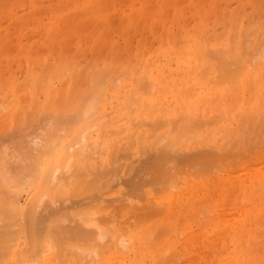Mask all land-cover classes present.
Here are the masks:
<instances>
[{
  "label": "rangeland",
  "instance_id": "1",
  "mask_svg": "<svg viewBox=\"0 0 264 264\" xmlns=\"http://www.w3.org/2000/svg\"><path fill=\"white\" fill-rule=\"evenodd\" d=\"M262 61L264 0H0V169L2 164L6 168V176L0 174V224H6L0 227L4 232L9 228V235L23 231L16 246L22 250L19 256L28 257L42 246L33 228L35 218L34 225L29 214L20 213L13 223L6 211L18 189L22 164L34 162L31 154L42 156L41 165L60 162L55 154L42 155V147L50 140L59 150L71 145L79 140V130L98 119V125L87 130L88 159L81 163L75 157L64 171L65 178L83 164L84 175L78 169L82 175L76 174L68 188L53 190L56 200L49 203L60 209L68 206L63 208L67 212L86 205L87 212L115 217L106 219L112 228L101 224L111 229L106 231L111 241H104L114 242L117 234L128 241L120 248L103 241L101 256L85 261L80 254L86 250L79 248L86 242L67 233L70 228V233L77 231L75 222L68 225L74 221L69 217V235H64L69 245L53 246L45 256L49 264H264ZM223 63L227 71L240 63L238 72L243 73L237 75L236 68L222 71ZM93 96L100 107L87 119L68 129V123L59 124L79 108L77 100ZM163 147L174 153L173 159L157 161L172 176L159 179L150 163L156 164L154 156ZM30 195L22 191L19 203L26 205ZM98 203L106 209L100 212ZM151 206L161 208L152 214ZM98 220L95 216L96 224Z\"/></svg>",
  "mask_w": 264,
  "mask_h": 264
},
{
  "label": "bare ground",
  "instance_id": "2",
  "mask_svg": "<svg viewBox=\"0 0 264 264\" xmlns=\"http://www.w3.org/2000/svg\"><path fill=\"white\" fill-rule=\"evenodd\" d=\"M258 47V46H257ZM174 52V51H173ZM176 54H177V52H176ZM231 56V55H230ZM225 57V56H224ZM226 58H227V55H226ZM230 59V58H229ZM233 59V58H232ZM185 60V59H184ZM224 60H226V59H224ZM234 60V59H233ZM237 60V59H236ZM187 61V60H186ZM230 61H231V59H230ZM229 61V62H230ZM255 61V60H254ZM178 62V61H177ZM189 62V61H188ZM225 62V61H224ZM238 63V61H234L233 63ZM240 62V61H239ZM249 62H251V61H249ZM257 62V61H256ZM262 62H264V61H262ZM262 62H258V63H262ZM226 63H228V62H226ZM225 63V64H226ZM232 63V62H231ZM230 63V64H231ZM232 63V64H233ZM178 64V63H177ZM250 64V63H249ZM254 64V63H253ZM257 64V63H256ZM255 64V65H256ZM179 65V64H178ZM223 65H224V63H223ZM244 65H246V64H244ZM228 66H229V64H228ZM228 66H227V69H228ZM234 67L233 68H236L235 70L233 69V68H229V70L227 71V70H225V65L224 66H222V67H224V70H222V71H225V72H230V69H233V71H236L238 74L237 75H239V74H241V73H243V72H238V71H240L241 69H242V65H240V63H239V65H237V64H234L233 65ZM235 66H238V67H235ZM248 66V65H247ZM246 67V66H245ZM252 67V66H251ZM256 67V66H255ZM244 69H246V68H244ZM244 69L242 70V71H244ZM249 69V68H248ZM258 69V68H257ZM247 70V69H246ZM246 70H245V72H246ZM233 71H231L232 73L231 74H233L234 72ZM248 71V70H247ZM236 72H235V74H236ZM244 72V73H245ZM158 73V72H157ZM225 74H227V73H225ZM230 73H228L227 75H229ZM230 74V75H231ZM248 74V73H247ZM160 75V74H159ZM158 75V76H159ZM248 75H250V74H248ZM143 76V75H142ZM142 78V77H141ZM153 78V77H152ZM245 78V77H244ZM163 79H165L164 77H163ZM249 79H250V77H249ZM162 80V79H161ZM247 80V79H246ZM163 81V80H162ZM243 81H245V80H243ZM259 81H260V79H259ZM144 82V81H143ZM159 82H160V80H159ZM150 83V82H149ZM163 83V82H162ZM156 85V84H155ZM161 86V85H160ZM181 86H183V85H181ZM185 86V85H184ZM165 89V88H164ZM133 90V89H132ZM163 90V89H162ZM164 91V90H163ZM137 92V91H136ZM152 92V91H151ZM102 93V92H101ZM31 95V94H30ZM87 95H89V94H87ZM91 95V94H90ZM42 96V95H41ZM41 96H39V97H41ZM44 96V95H43ZM83 96V95H82ZM84 97V96H83ZM94 97V96H93ZM92 97V98H93ZM133 97V96H132ZM139 98H140V95L138 96ZM80 98V97H79ZM85 98H86V96H85ZM95 98V97H94ZM138 98V99H139ZM81 99V98H80ZM100 99V98H99ZM103 99V98H102ZM137 99V100H138ZM43 100H45V99H43ZM77 101H79L78 103H80L79 104V108L76 110V108L78 107H75L74 108V110H76V111H74V110H72V111H74L72 114H71V116H70V113L71 112H69V114L67 113L66 115H69L68 117H65V119H67V120H65V119H63L62 120V122L64 123L65 121H67L66 123H64V124H62V123H60L58 120V122H59V124L60 125H62V127H65V124H67L66 125V127H67V129H68V127L72 124V125H76L77 123H80V121L81 120H85V119H87L91 114H93V112L94 111H96V106H99L100 107V105H96V102H97V98H95V99H90V98H88V99H84V100H82V101H80V100H77ZM101 101V100H100ZM136 101V100H135ZM40 102V101H39ZM137 102V101H136ZM128 103H129V101H128ZM130 103H131V101H130ZM139 104V103H138ZM4 105V104H3ZM74 106V105H73ZM99 107H98V109H99ZM137 107V106H136ZM145 109H147V108H145ZM46 110V109H45ZM61 110V109H60ZM68 110V109H67ZM42 111V110H41ZM49 111V110H48ZM56 111V110H55ZM63 111V110H62ZM66 111V110H65ZM67 112V111H66ZM131 112H132V110H131ZM164 112V111H163ZM46 113V112H45ZM48 113V112H47ZM56 113V112H55ZM161 113V112H160ZM159 113V114H160ZM28 114V113H27ZM53 114V113H52ZM57 114V113H56ZM43 115H44V113H43ZM49 115V114H48ZM65 115V116H66ZM142 115V114H141ZM162 115H163V113H162ZM46 116H47V114H46ZM159 116H161V114L159 115ZM158 116V117H159ZM169 116V115H168ZM41 117V116H40ZM43 117H45V116H43ZM62 116H60V118H61ZM142 117V116H141ZM50 118H52V117H50ZM57 118V117H56ZM55 118V119H56ZM53 119V118H52ZM168 119L170 120V117H168ZM98 120V119H97ZM96 120V121H97ZM141 119H139V121H140ZM153 120V119H152ZM201 120V119H200ZM95 121V122H96ZM142 121V120H141ZM155 120H153V122H154ZM158 121V120H157ZM195 121H196V119H195ZM199 121V120H198ZM52 122V121H51ZM82 122V121H81ZM94 122V123H95ZM111 122H113V121H111ZM152 122V121H151ZM167 122V121H166ZM194 122V121H193ZM201 123H202V121H200ZM199 122V123H200ZM56 123V122H55ZM93 122L91 123V124H89L88 126H87V129H86V127L83 129V130H79V131H81L80 133H78V134H80V138H79V140L78 141H75L73 144H68V145H66L65 147H63V148H61L60 150H59V148H54V147H52L53 145L51 144L52 143V141L50 140V142H48V141H46V145H42L43 147V149H38V150H36V151H39L40 150V152L42 153V155H43V153L44 154H47V156L48 155H53V154H55V158H54V160H61L60 162H55L54 160V162H55V164H50V163H48V164H46V165H41L40 164V162L43 160V159H41V155L39 154V153H37V156H41V157H38V158H36L35 156V154H34V156L31 154V155H29V151L30 150H32L34 147H31L29 150H26L25 151V153L23 152V154L26 156L27 154L29 155V156H32V159H29V160H34V162L33 163H30L29 162V164L27 163V165L25 166L24 164H22V166H24L23 168H22V173H20V174H22L21 175V179H19L18 177H16V178H18V180H20V182L17 180V182H19V183H17V182H14V183H17V188H15V186H14V189H17V191H16V193H11V196L12 195H14V197L13 198H11V197H9L10 199H12L11 200V202L7 205L8 207H6V203H8V201H6L5 202V205H3V206H5L6 208H7V210L6 211H9V215H10V219H12V221H13V223H15V221L16 220H14V219H17V217H15V216H18L20 213L21 214H25V215H27V214H29L30 215V218L32 219L31 220V223L32 224H34L33 222V219L35 218L36 219V221H37V224L33 227V228H36V230L35 231H38V237H39V241L38 240H36L35 242H37V243H40V244H42V246H40V245H38L37 246V248H35L36 250H34L33 251V253L29 256V255H27L28 257H25V258H23L22 256L20 257L19 255H20V253H21V251L22 250H20L19 252L16 250V246H17V243H18V241H19V237H18V234H23L22 232H20V231H16V230H13V234H10L9 235V233H11V231L9 232L8 231V229L9 228H7V226L9 225V224H13L9 219H8V221H10V223H8L7 224V226H6V228H7V232H8V234H7V232H4L3 230V228H1V227H3V226H5V224H6V222L5 223H3L4 225L3 226H1V224H0V229L4 232V234L6 233L7 235H8V237H5L4 238V236H3V234H1L0 233V235H2L3 236V240H1V243H0V264H49L51 261L48 259V258H46L45 259V256H46V254L50 251V250H52L53 249V246H61V247H63L64 246V244L66 243V244H68L67 242V238H66V236H64V235H66L67 233H69L71 236H74V238H76L75 236H79L78 238L79 239H81V238H83V240H85V242L86 243H84V244H81L80 245V248H79V250L80 249H84V253H82V254H80V255H82L81 256V258L82 257H86L85 259V261H87V258L88 257H90V259H92L91 257H94V256H96L97 254H101L100 252L103 250L102 248V245H103V243L104 242H106V245L108 244V240L109 241H111V239H107V237L109 236L108 234V232H110L111 231V229H103L101 226V224H103V225H105V223L107 222V221H111V220H113V221H115V217H113L112 219L111 218H105L106 217V215L105 216H102V215H104V214H100V215H98L97 214V212L96 213H94L93 214V212L94 211H92V212H87L86 211V209L84 208L85 206H78V207H80L79 209H77V208H73V212H71V211H69V212H67V211H63L64 209L63 208H65V206L62 208V209H60L57 205H54V206H52L50 203H49V201H55L54 200V198H53V196H51L52 194H53V190H55L57 187H60V186H67V185H70L71 186V184L74 182L73 180H75V178H76V176L80 173L81 174V171H83L85 168H83V164H81L82 166H80L81 168L79 169V166L76 168L75 166V169L76 170H72V172L74 173V174H71L72 172H69L70 174H68V176H66L65 178H64V171L67 169V168H69L70 166H69V164H70V162H71V160L73 159V158H81V163H82V161H83V159H88V158H85L86 157V155L84 156V154H86L87 152L85 151V148H88L89 149V147H88V144H90V143H84L85 142V140H87V136H88V133H87V130L89 129H91V126L94 128V126H96V125H98V122L96 123V124H94ZM139 123V122H138ZM142 123V122H141ZM156 123V122H155ZM170 123H171V121H170ZM198 123V122H197ZM198 123V124H199ZM1 124V123H0ZM46 124V123H45ZM115 124V123H114ZM143 124H145V123H143ZM142 124V125H143ZM154 123H152V125H153ZM189 125L190 124H193V123H188ZM194 124H195V122H194ZM64 125V126H63ZM187 125V124H186ZM185 125V126H186ZM54 126V125H53ZM139 126V125H138ZM59 127V126H58ZM61 127V128H62ZM90 127V128H89ZM97 128V127H96ZM101 128V127H100ZM138 128V127H137ZM117 129V128H116ZM187 129H190L189 127L187 128ZM56 130V129H55ZM107 130V129H106ZM64 131V130H63ZM66 131V130H65ZM72 131V130H71ZM110 131H112V130H110ZM12 132H14V131H12ZM58 132V131H57ZM89 132V131H88ZM117 132H118V130H117ZM185 132V131H184ZM52 133V132H51ZM55 133V132H54ZM64 133V132H63ZM113 133V132H112ZM168 133H170V132H168ZM167 133V134H168ZM182 133V132H181ZM14 134V133H13ZM70 133H68V135H69ZM115 134V133H114ZM113 134V135H114ZM147 134V133H146ZM166 134V135H167ZM185 134H186V132H185ZM17 135H19L18 133H17ZM49 135H50V133H49ZM48 134L46 135V136H49ZM53 135V134H52ZM107 135V134H106ZM141 135V134H140ZM145 135V134H144ZM169 135V134H168ZM182 135V134H181ZM10 136V135H9ZM16 136V135H15ZM65 136V135H64ZM109 136V135H108ZM146 136V135H145ZM147 136H149V135H147ZM186 136V135H185ZM184 136V137H185ZM90 137V136H89ZM169 137V136H168ZM15 138V137H14ZM60 138V137H59ZM146 138V137H145ZM144 138V139H145ZM148 138V137H147ZM104 139V138H103ZM143 139V140H144ZM166 139V138H165ZM168 139V138H167ZM175 139H177V138H175ZM182 139V138H181ZM188 139V138H187ZM15 140V139H14ZM20 140V139H19ZM57 140V139H56ZM108 140V139H107ZM169 140V139H168ZM40 141V140H39ZM38 141V142H39ZM99 141V140H98ZM101 141V140H100ZM173 141H175L174 139H173ZM15 142V141H14ZM19 142H21V141H19ZM118 142V140L115 142V144ZM161 142V141H160ZM165 142V141H164ZM169 142H172V140L171 141H169ZM16 143V142H15ZM18 143V142H17ZM22 143V142H21ZM25 143V142H24ZM32 143V142H31ZM43 143V142H42ZM119 143V142H118ZM122 143V142H121ZM124 143V142H123ZM166 143V142H165ZM168 143V142H167ZM173 143V142H172ZM34 144V143H33ZM92 144V143H91ZM160 144V143H159ZM80 146V147H82V148H80V150H78V151H75V152H72V153H70L71 152V148L72 147H75V146ZM99 145V144H98ZM97 145V146H98ZM120 145V144H119ZM175 145V144H174ZM25 146V145H24ZM32 146V145H31ZM97 146H95V147H97ZM112 147H113V145H111ZM124 146V145H123ZM145 146V145H144ZM161 146H162V144H161ZM165 146H166V144H165ZM169 146V145H168ZM28 147V146H27ZM121 145H120V150H121ZM170 147V146H169ZM188 147V146H187ZM29 148V147H28ZM27 148V149H28ZM160 148V147H159ZM163 148H167V147H163ZM161 149V150H159L160 152H158V154H156V156H154L155 157V161L154 162H156V164L155 163H153V161L151 162L152 163V165H151V163H150V168H151V171H152V174H153V176L155 175L156 176V178L158 177L159 178V176L160 175H162V177H163V175H164V178L167 176V178H168V175H169V177L170 176H172L170 173H168L169 171H168V169H166L165 167H164V164H163V167H162V164H160V163H158V158H160L161 160V162L162 161H166L167 159L169 160L173 155L171 154V152L169 151V149L167 150H165V149ZM17 149V148H16ZM99 149V148H98ZM200 149V148H199ZM203 149V148H202ZM87 150V149H86ZM171 150V149H170ZM183 150V149H182ZM206 150V148L204 147V150H203V152ZM211 150V149H210ZM262 150H264V149H262ZM0 151H2V150H0ZM21 151V150H20ZM101 151V150H100ZM214 150H212V154H214L215 153V151L213 152ZM33 152V151H32ZM35 152V151H34ZM91 152H92V150H91ZM96 152H98L97 150H96ZM95 151H94V153H96ZM117 152V151H116ZM122 152H123V150H122ZM201 152V151H200ZM31 153V152H30ZM90 152H88L87 153V155L89 154ZM93 153V152H92ZM91 153V154H92ZM120 153H121V151H120ZM173 153V152H172ZM178 153V152H177ZM204 153H206V152H204ZM174 154V153H173ZM183 154V153H182ZM186 154V153H185ZM207 154H209V149H208V152H207ZM94 155V154H93ZM121 155V154H120ZM176 155V154H175ZM175 155H174V158H176L175 157ZM201 155H203V153L201 154ZM205 155V154H204ZM2 156V155H1ZM28 156V157H29ZM177 156V155H176ZM180 156H182V155H180ZM210 156V155H209ZM34 157V158H33ZM90 157V156H89ZM96 157V156H95ZM94 157V158H95ZM157 157V158H156ZM185 157V156H184ZM204 157V156H203ZM179 158V157H178ZM206 158V157H205ZM1 159V158H0ZM45 159V158H44ZM119 159V158H118ZM154 159V158H153ZM171 159H173V157L171 158ZM170 159V160H171ZM183 159H185V158H183ZM28 160V159H27ZM90 160V159H89ZM89 160H87L86 162H90V164L89 165H91V161H89ZM94 160V159H93ZM96 160H97V158H96ZM52 161V162H53ZM159 161V162H160ZM3 162L5 163V161L3 160ZM74 162V161H73ZM149 162V161H148ZM167 162V161H166ZM165 162V163H166ZM23 163H24V161H23ZM26 163V162H25ZM79 163V162H78ZM96 163V162H95ZM88 164H86L87 165V167L86 168H88L89 166H88ZM157 164H160L159 166H157ZM2 165H4V164H2ZM2 165H1V169H0V174L1 175H4L6 172H5V169L6 168H4V166L2 167ZM5 165H6V163H5ZM73 165V164H72ZM77 165V164H76ZM93 165V164H92ZM110 165V164H109ZM113 165V164H112ZM196 165V164H195ZM16 166V165H15ZM17 166L19 167V170L21 169L20 168V166L21 165H18L17 164ZM21 166V167H22ZM103 166V165H102ZM104 166H106L105 164H104ZM114 166V165H113ZM9 167V166H8ZM17 167V168H18ZM110 167H111V165H110ZM149 167V166H148ZM147 167V168H148ZM162 167V168H161ZM90 168V167H89ZM98 168V167H97ZM101 168V167H100ZM103 168H105V167H103ZM81 170V169H83V170H81L80 172H78L79 170ZM91 170H93L92 169V167L90 168ZM99 169V168H98ZM107 169V168H106ZM112 169V168H111ZM115 169V168H114ZM89 169H87V171H88ZM105 170V169H104ZM117 170V169H116ZM148 170H149V168H148ZM167 170V171H166ZM170 170V169H169ZM10 171V170H9ZM99 171V170H98ZM101 171V170H100ZM109 171V170H108ZM112 171V170H111ZM164 171V172H163ZM78 172V173H77ZM92 172V171H91ZM95 172H97V171H95ZM101 172H103V171H101ZM114 172V171H113ZM116 172V171H115ZM7 173H9V172H7ZM83 173V175H84V173H85V170H84V172H82ZM112 173V172H111ZM164 173V174H163ZM261 173V172H260ZM12 174V173H11ZM77 174V175H76ZM151 174V175H152ZM262 174V173H261ZM8 175V174H7ZM19 175V174H18ZM82 175V174H81ZM80 175V176H81ZM95 175V174H94ZM93 175V176H94ZM100 175V173L98 172V174L96 175V176H98V177H100L99 176ZM103 175V174H102ZM166 175V176H165ZM239 175V174H238ZM237 175V177H239ZM244 175V174H243ZM258 175V174H257ZM260 175V174H259ZM258 175V176H259ZM4 176H6V175H4ZM9 176V175H8ZM12 176V175H11ZM17 176V175H16ZM20 176V175H19ZM150 176V175H149ZM242 176V175H241ZM261 176V175H260ZM259 176V177H260ZM262 176H264V175H262ZM78 177H79V175H78ZM95 177V176H94ZM103 177V176H102ZM152 177V176H151ZM176 177V176H175ZM228 177V176H227ZM227 177H225V179L227 178ZM230 177H231V175H230ZM233 177V176H232ZM6 178H8V177H6ZM62 178L64 179V180H62ZM74 178V179H73ZM91 178H93V177H91ZM161 178V177H160ZM159 178V179H160ZM241 178V177H240ZM244 178V177H243ZM77 179V178H76ZM85 179V178H84ZM94 179V178H93ZM99 179V178H98ZM150 179H154V178H150ZM224 179V180H225ZM235 179H236V177H235ZM242 179V178H241ZM241 179H239V180H241ZM246 179V178H245ZM249 178H247V180H248ZM258 179V178H257ZM262 179V178H261ZM4 180V179H3ZM92 180V179H91ZM91 180H90V182H91ZM95 180H96V177H95V179H94V182H95ZM250 180V179H249ZM248 180V181H249ZM1 181V180H0ZM5 181V180H4ZM152 181V180H151ZM166 181V180H165ZM237 181V180H236ZM85 182H88V180L87 181H85ZM143 182V181H142ZM147 182V181H146ZM149 182V181H148ZM163 182V181H162ZM172 182V181H171ZM223 182V181H222ZM221 182V183H222ZM243 182V181H242ZM245 182V181H244ZM247 182V181H246ZM257 181H255V183H256ZM1 183H2V181H1ZM151 183V182H150ZM155 183V182H154ZM248 183V182H247ZM247 183H245V184H247ZM260 183H261V180H260ZM87 184V183H86ZM89 184V183H88ZM95 184V183H94ZM94 184H92V185H94ZM101 184V183H100ZM110 184V183H109ZM136 184V183H135ZM140 184V183H139ZM149 184V183H148ZM223 184V183H222ZM230 183H228V185H229ZM235 184V183H234ZM242 184V183H241ZM245 184H242L243 186L245 185ZM16 185V184H15ZM142 184H140V186H141ZM221 185V184H220ZM21 186V187H20ZM69 186V187H70ZM89 186V185H88ZM137 186V185H136ZM223 186H224V184H223ZM232 186V185H231ZM5 186L3 185V188H4ZM77 187V186H76ZM86 187V190H87V186H85ZM89 187H92V186H89ZM109 187V186H108ZM217 187V186H216ZM67 188H68V186H67ZM83 187H80V189H82ZM107 188V187H106ZM11 189V188H10ZM13 189V188H12ZM90 189V188H89ZM111 189V188H110ZM75 190V189H74ZM83 190V189H82ZM85 190V189H84ZM102 189H100L99 191H101ZM139 190H140V187H139ZM22 191H30L31 192V195H30V199L28 200V202L26 203V205H21L20 203H19V199H20V193L22 192ZM81 191V190H80ZM106 191V190H105ZM224 191H226V190H224ZM223 191V192H224ZM81 192H83V191H81ZM101 193V192H100ZM136 192H134V194H135ZM79 194V193H78ZM85 194V193H84ZM9 195H10V193H9ZM98 195H100V194H98ZM136 195V194H135ZM134 195V196H135ZM23 196V195H22ZM21 196V197H22ZM63 196H65V195H63ZM87 196V195H86ZM129 196V195H128ZM192 196V195H191ZM61 197L62 196H60V199H61ZM81 197V196H80ZM88 197V196H87ZM91 197V196H90ZM138 197V196H137ZM23 198V197H22ZM47 198V199H46ZM120 198V197H119ZM124 198H126V197H124ZM130 198V197H129ZM144 198V197H143ZM178 198V197H177ZM74 199H76V198H74ZM73 199V200H74ZM174 199V198H173ZM9 200V199H8ZM67 200V199H66ZM70 200V199H69ZM68 200V201H69ZM91 200V199H90ZM92 200H93V195H92ZM96 200V199H95ZM97 200H98V198H97ZM102 200V199H101ZM120 200V199H119ZM144 200V199H143ZM142 200V201H143ZM61 201V200H60ZM63 201H64V199H63ZM62 201V202H63ZM72 201V200H71ZM86 201V200H85ZM57 202V201H56ZM74 202V201H73ZM73 202H71V203H73ZM79 202V201H78ZM84 202V201H83ZM95 202V201H94ZM105 202V201H104ZM147 202H148V200H147ZM174 202V201H173ZM2 203H3V201H2ZM59 203V202H58ZM75 203V202H74ZM82 203V201L80 202V204ZM86 203V202H85ZM88 203H91V202H88ZM145 203V202H144ZM170 203H171V201H170ZM25 204V203H24ZM53 204V203H52ZM84 204V203H83ZM87 204V203H86ZM152 204H154L153 202H151V205ZM173 204V203H172ZM67 205V204H66ZM74 205V204H73ZM77 205V204H76ZM74 206V207H77V206ZM90 205V204H89ZM91 205H93V204H91ZM96 205V204H95ZM98 206H100V208H101V211L100 212H102V210H105L106 209V207L104 208L103 207V205L101 206V205H99V203L97 204ZM96 205V206H97ZM111 205H113V204H111V203H106V206H110L111 207ZM40 206H42V207H40ZM57 206V207H56ZM61 206V205H60ZM97 206V208H99ZM123 206H126V205H123ZM154 206V205H153ZM156 206V205H155ZM154 206V207H155ZM257 206H258V204H257ZM40 207V208H39ZM44 207V209H43V212H40L41 210H42V208ZM71 207V206H70ZM73 207V206H72ZM90 207V206H89ZM153 207V208H154ZM159 206H157L156 208V210L157 211H159L158 209H160L161 207H159ZM88 208V207H87ZM95 208V207H94ZM97 208H95V210L97 209ZM100 208H99V210H100ZM152 208V206H151V209H150V211L152 212V214H155L157 211H155V209H153ZM171 208V207H170ZM5 209V208H4ZM65 209H69L68 208V206L65 208ZM72 208H70V210H71ZM110 209V208H109ZM257 209H258V207H257ZM0 210H2V208L0 209ZM88 210H89V208H88ZM91 210H93V209H91ZM91 210H89V211H91ZM98 210V209H97ZM154 211V212H153ZM260 211V210H259ZM258 211V212H259ZM4 212H5V210H4ZM3 212V213H4ZM23 212V213H22ZM7 213V212H6ZM99 213V212H98ZM147 213V212H146ZM145 213V214H146ZM149 213V212H148ZM160 213V212H159ZM5 214V213H4ZM18 214V215H17ZM96 214V215H95ZM42 215L45 217L44 219H45V221H42V220H44V219H41V217H42ZM96 216V220H98L97 218H99L100 216L101 217H103V218H99V220H98V225L96 224V222L94 221V219H95V216ZM97 215H98V217H97ZM114 215V214H113ZM149 215H151V213H149ZM7 216H8V213H7ZM146 217H147V215H145ZM153 216V215H152ZM151 216V217H152ZM9 217V216H8ZM20 217V216H19ZM69 217H73L74 218V221H70L69 222V220L71 219V218H69ZM7 218V217H6ZM29 218V217H28ZM69 218V219H68ZM72 218V219H73ZM145 218V217H144ZM106 219H107V221H106ZM19 220V219H18ZM67 221L70 223H68V225H71V224H73L74 222V224H75V226L77 227V231L75 232V230H74V232L75 233H70V232H68L69 230H71V228L67 231V228L68 227H66V225H67ZM29 222V221H28ZM27 222V223H28ZM43 222H46V224L43 226ZM73 222V223H72ZM105 222V223H104ZM26 223V222H25ZM26 223V224H27ZM99 223H100V225H99ZM31 224V225H32ZM40 224H42L41 225V227L39 226ZM108 224V225H107ZM107 224L104 226L105 228H107L106 226H108L109 228L111 227L112 228V226H110V223H108L107 222ZM112 224V223H111ZM9 226H11V225H9ZM8 226V227H9ZM13 226V225H12ZM11 226V227H12ZM15 226V225H14ZM33 226V225H32ZM31 226V227H32ZM24 227V226H23ZM22 227V228H23ZM88 227H90L89 229H88ZM113 227L114 228H118V226H115L114 225V223H113ZM164 227V226H163ZM163 227H162V230H163ZM168 226H166L165 228H167ZM21 228V227H20ZM169 228H171V227H169ZM11 229H13V227L11 228ZM10 230V229H9ZM33 230V229H32ZM119 230V229H118ZM165 230V229H164ZM163 230V231H164ZM167 230V229H166ZM15 231V232H14ZM66 231H67V233H66ZM73 230H71V232H72ZM106 231H108V232H106ZM113 231V230H112ZM161 231V230H160ZM1 232V231H0ZM162 232V231H161ZM160 232V233H161ZM112 233H114V232H111L110 234H112ZM159 233V234H160ZM34 234V233H33ZM69 234H67V235H69ZM164 234V233H163ZM162 234V235H163ZM37 235V234H36ZM119 234H117V236L115 235V238H113L115 241L114 242H109V244L110 243H112V244H110L112 247H113V243L115 244V245H118L119 246V248H120V246H124L125 245V243H127V239H124V236L125 235H123V236H121V234L118 236ZM162 235H160V236H162ZM165 235V234H164ZM22 236V235H21ZM17 237V238H16ZM68 237V236H67ZM111 237V236H110ZM110 237H108V238H110ZM163 237V236H162ZM1 238V237H0ZM36 238V237H35ZM34 238V239H35ZM68 238H70V237H68ZM73 238V237H72ZM71 238V239H72ZM74 238H73V241H72V243L74 242ZM78 238H76V239H78ZM104 239L106 240L107 239V241H104ZM82 240V239H81ZM67 241V242H66ZM104 241V242H103ZM71 242V241H70ZM43 243H45V244H43ZM71 243V244H72ZM35 244V243H34ZM109 244H108V247H111V246H109ZM37 245V244H36ZM69 245V244H68ZM35 246V245H34ZM60 247V248H61ZM66 247V246H65ZM69 248V247H68ZM70 248H71V246H70ZM73 249H74V247H72ZM76 248V247H75ZM122 248V247H121ZM111 249V248H110ZM241 249V248H240ZM66 250V249H65ZM79 250L77 249V251L79 252ZM122 250V249H121ZM72 252H73V250H71ZM100 251V252H99ZM106 251V250H105ZM65 253H66V251H64ZM72 252H69V253H72ZM242 252H243V250H242ZM24 253V252H23ZM75 253H77L76 251H75ZM74 253V254H75ZM68 254V253H67ZM239 254V253H238ZM75 255H77V254H75ZM74 255V256H75ZM80 255H79V258H80ZM245 255V254H244ZM17 256H19V257H17ZM101 256V255H100ZM237 256V255H236ZM76 257V256H75ZM74 257V258H75ZM231 257H232V255H231ZM78 258V257H77ZM249 258H251L250 256H249ZM94 259V258H93ZM171 259V258H170ZM169 260V259H168ZM240 260V259H239ZM246 260V259H245ZM249 260H252V259H249ZM77 262H78V260H77ZM94 262V261H93ZM92 262V263H93ZM226 262H228V261H226ZM231 262V261H230ZM239 262V261H238ZM243 261H240V263H242ZM237 264V263H236Z\"/></svg>",
  "mask_w": 264,
  "mask_h": 264
}]
</instances>
